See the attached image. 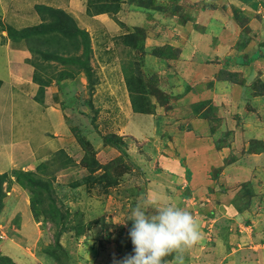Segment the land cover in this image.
<instances>
[{
  "label": "rangeland",
  "instance_id": "1",
  "mask_svg": "<svg viewBox=\"0 0 264 264\" xmlns=\"http://www.w3.org/2000/svg\"><path fill=\"white\" fill-rule=\"evenodd\" d=\"M28 1L30 2V0ZM72 1L74 0L65 1V5L60 2L58 4H61V6L66 8L69 12L70 8L66 6L71 4L75 6L79 5L78 0L74 2V4ZM88 1L89 0H83L87 10ZM197 1L199 0H194V2ZM206 1L210 0H204V2ZM36 2L41 4L42 0ZM121 2L123 10H120L117 15H115L117 23L114 18L111 17L112 13H108L113 24L111 27L105 25L107 32L102 29L104 26L102 23L96 22L100 20H95L91 23L90 30L92 32H88L91 42V53L89 58L85 57L84 47L82 45L75 53L77 56L83 58L84 61L88 60L90 72H92L93 78L97 80L95 82V89L90 87L91 82L89 75L84 67L80 68L79 73L77 76L75 75L76 77L73 80L74 83L76 81L78 87L72 83L71 79L66 80L64 84L66 87L64 88H60L59 85L53 81L50 85V89H48V87L46 88L45 97L43 98L44 110L42 111L47 113V115H50L48 112H58L57 115L51 118L47 115H45L46 118L43 115L40 117L38 114L39 111L33 109L31 112L33 116H31L30 127H25L24 135H30L32 133L34 137L43 133V130L50 126V132L47 135L50 141L48 142L47 139V142L45 141L44 143V147H48L49 150L52 148L57 151L62 148L76 159V164L56 172V179H52L54 182L53 189L56 192L54 204L62 211L70 213V222L67 224L68 231L62 235L60 234L59 239L61 245L67 251V256L65 258L61 256L63 263L65 262L64 264H115V262L121 261L125 256L130 255L118 249L116 239L126 233L129 223L127 219L136 206L133 201H135L136 198L140 199L141 197H137L140 194L143 196L145 194L148 195L151 188L152 190L154 189V191H159L162 186L164 187L167 184L166 179L160 180L159 175L156 174L150 179L148 171H158V167H167L166 163L174 158L176 150H180L179 147H181L182 144L181 142H177L179 136L177 129H179L178 127L181 124L179 122L181 120H178L176 123L171 122V117L174 114L168 112L169 116H167L165 123L156 127V114H160L163 109L161 108V104L153 98V96L150 100L152 103H155L152 107L156 112H153V115L151 113H142L137 116L141 118V115H145V119L143 120H146L140 122V128L142 130L140 134L132 129L134 122L138 121V118H136V116L134 117L138 112L135 111L132 105L125 80L122 81L118 77L122 78L121 72L124 75V67L128 69V67L133 65L137 60L146 74H151L154 70L159 71V69H163L161 73L165 75V68L168 66L166 64L157 65L158 62H155L150 55L153 51L152 47L159 43H163L160 45L168 44L164 42H168L166 39L169 38L171 39L168 45H171V43L177 45L179 43L177 39H172V35H169L170 33H167V28H165L166 31H164V33L152 35L150 39L146 37L145 43L142 45L144 48L143 50L123 43L122 37L124 35L131 33L135 27H144L143 25L146 22H148L149 28H156L158 31L160 29V16L159 13H157L155 19L146 18L148 13L142 10H134L129 0H123ZM30 5H32L31 2ZM23 6L25 7V11H28V6H26L25 3ZM32 8L30 11L33 13ZM247 13L251 17L248 35L257 42L264 40V6L260 5V12H255V14L252 9L248 8ZM257 13H260L262 18H258ZM81 14L84 18H82ZM78 15H81L78 20L80 25L84 27L87 23V16L85 15L90 14L88 11H79ZM210 20V24L217 23L214 21L213 15ZM223 23L228 27L229 22L226 17H223ZM96 24H100V26ZM174 31V37L177 33H179L180 36L184 35V32H176V29H174ZM114 34H117V36L114 37ZM105 36H107L106 40L103 39ZM116 37L121 38V40L118 39L119 41H115L114 39ZM258 38H261V40ZM109 48H112L111 51ZM104 50H108L107 53H104ZM200 57L201 56L196 54L193 56L192 60H188L193 63L196 60H201ZM0 58H2L0 62H4V58L2 56ZM182 63L184 64L180 63V66L176 64L178 70L186 68V78L190 79L192 82L194 80H202V76L206 75V73H201V78H199L193 72L195 69L197 71V66L192 67L190 66L191 63L190 65L186 63L185 67V61ZM49 64L53 66L56 71H61L67 67L58 61H51ZM29 65L32 66L31 68L35 72L36 69L30 61ZM74 68H77L76 65ZM15 69L16 66H14V70ZM178 70H176V74H180L181 71ZM20 71L21 70L17 66V72ZM23 71L25 74H31L30 71L26 73L27 68H24ZM261 73L264 79V70ZM14 74L16 73L14 72ZM258 75L257 70L253 77H256V80L259 81ZM163 79L166 80V78ZM250 82H252V80ZM162 85L167 88L168 91H171L168 82L164 81ZM174 85L176 87L172 89L177 97L170 100V106L175 105L174 108L181 110L186 108V102L185 106H177V102L182 103L183 98L181 97L182 94L178 93L183 92L185 88L182 77L177 79V84ZM34 89L36 90L33 91V94L37 95L39 87L36 83H34ZM63 90L67 91L66 97ZM70 90L79 93L78 95H80V98L79 100L77 99L79 105L76 99H71L73 95H69ZM64 101H67V103L70 101V104L68 103V108L62 111L61 107L63 105L61 106V104ZM88 101H91L94 108ZM254 103L257 104L255 106L253 105V107H255L253 110L257 113H261L262 108H264V102L259 99ZM8 106H11V103H8ZM23 108L24 106L18 107L15 113L21 112L20 109ZM74 108H77V110L73 112ZM5 110L6 109H0V143L9 142L16 134V129L12 130L10 128L11 124L1 122L5 121L6 114L11 113ZM46 110L49 111L47 112ZM241 113H243V111ZM213 116L212 114V117ZM259 116L261 117V119H259L260 122L264 121V114H259ZM195 120H197V118ZM202 121L204 122V119H200V124L197 123L193 125L196 127V134L192 135V137L191 133L190 135L188 134V136H184L186 141L206 136L205 129L208 125L203 124ZM183 123L184 122H182V124ZM55 124L56 128L54 129ZM13 125L19 129V124H17L14 118ZM126 126H128V128L123 129V127ZM23 129L21 125V131ZM155 129L157 133L153 132ZM187 131L189 130L187 129ZM259 131L261 133H254L253 135L248 133V139L251 137L264 138V131ZM122 132L124 133L122 135L124 137V150L122 149L121 151L103 142V136L105 134L116 133L121 135ZM243 132L246 133L245 130L242 131L239 128L223 129L222 134L219 133L218 136H215L216 138L211 135V139L216 146L212 147L218 148L219 150H217L222 153L224 150L222 149L223 147L229 149L232 147V143H235L234 157L236 158V156H238L237 160L239 161L236 165L237 167L244 166L245 168H247L246 164L250 165L252 167L249 168L250 172H254L251 175V179H247L246 174H240L236 171V173L229 172L228 175L224 177V180L218 179V181L213 184L215 187L212 189L211 187L206 188L205 186H201L193 192L189 186V182H186V186H188L186 194V190L182 191V188H180V192H182L180 195L178 193L177 198L181 197L184 202L183 206H180V208L188 210L196 217L200 223L203 237L200 243L185 253L184 263L186 264H264V175L260 176L257 174L264 170V151L259 154L260 158H258V162L257 159H255V162L249 163L245 158L249 155H244L242 148L243 140L239 137L240 133ZM216 133V130L212 132V134ZM78 135L82 136L84 141L87 142L88 140L89 149L86 146H84L83 149V144L78 138ZM247 142L248 145H245V149H249L250 146V141ZM189 145L194 146V143L187 142L186 151H188ZM86 148L93 152L95 158L99 159L101 163L105 164L109 161L114 162L116 164L114 173L123 172V175H120L119 179L117 177L119 180L118 185L111 186L108 191L99 183L94 184L91 189L85 184L74 186L76 181H81L83 177L89 173L81 163V158ZM8 150L5 144L0 146V165H3L6 170L10 168ZM39 153L45 154L47 150L42 149ZM52 155L48 156L49 159L52 158ZM187 156L186 153V156L179 158L187 159ZM253 156L256 157V155ZM4 159L6 162H2ZM195 160H201L199 153L196 155ZM224 162H226V160ZM33 163L34 162L30 163V161L25 162V169L27 170L34 167L33 170H36L39 163L35 165ZM183 163H185V160ZM140 165L142 170L139 169ZM55 167L56 166H48L41 175L45 178L52 175L51 173L55 172L53 170ZM214 169L219 168L216 165V167L212 168V172ZM189 170L191 169L189 168ZM117 173L115 175H117ZM209 174L211 175V171H209ZM114 178H116V176ZM144 181L150 182L147 186H144L146 183ZM245 183L251 184L253 190V196H251V198H247L248 194L246 192L247 187ZM170 187L175 189L172 184H170ZM4 188L7 191V195L3 199V206L0 210V221H3V228L1 229L5 231H3V237L0 236V253L3 256L12 258V260L18 264H62L58 262L57 259H54L53 256H49L50 258H48L45 253L47 248H53L51 246L56 241V233H58L59 228L55 227L51 220L46 219L45 215H36L35 210H33L34 208H32L33 203L30 200L28 191L22 188V186L14 180L13 176L4 184ZM64 195H66V197H64ZM237 199L239 205L242 207L248 204L243 212L238 211L234 204ZM18 202H22L20 206L17 204ZM167 202L169 201L164 199L162 203ZM47 203H51V201L48 200ZM211 212L213 215L209 214ZM97 219H106L105 223H107V225L104 227L100 223L95 225L94 221H97ZM23 221H25L24 224ZM79 222H81V225L72 229V226ZM114 223L117 224V227L113 226ZM92 225L93 227H91ZM80 226L83 232L81 236L77 234V229ZM120 226L123 228H120ZM256 245H258V247H256ZM95 249L96 253L92 251H95ZM106 252L110 253L109 255L112 256L111 259L104 254ZM258 253H262L263 255L260 260L255 259L257 258L255 254ZM247 258H249V261ZM49 259L50 261H48Z\"/></svg>",
  "mask_w": 264,
  "mask_h": 264
},
{
  "label": "crops",
  "instance_id": "2",
  "mask_svg": "<svg viewBox=\"0 0 264 264\" xmlns=\"http://www.w3.org/2000/svg\"><path fill=\"white\" fill-rule=\"evenodd\" d=\"M36 1L39 0H30L32 4L30 5V2L28 0H0V57L2 56L4 58V62H0V80H1L0 109L2 110L6 109L5 111L11 112L9 114H6L5 121H1V122H5V124L7 123L11 124L10 128L12 130L16 129V134L13 136V138H11L9 142L0 143V146L2 144H5V147L9 149L8 156L10 160L9 161L10 168L8 170H6L3 167V165H0V174L4 172L10 173L14 169H21V168L25 169L26 166L24 163L27 161H30V163L34 162L33 163L34 165L38 163L40 164L46 160H49L48 156H51L52 154L57 152V150H54L52 148H50L49 150L48 147L46 148L44 147V143L45 141L47 142L48 139L47 135L50 132L49 131L50 126L44 129L43 133L38 134L37 136L33 137L32 133L30 135H24L25 127H30L31 116H33L31 115V112L33 111V109L39 111L38 114L40 117L42 115L45 117L47 113L42 111L44 110L43 103H40L36 99H34L36 95L33 94V91L36 90L34 89L35 82L33 80L34 70L31 68L32 66L29 65V59L31 58V53L28 50V48L25 46V44L23 43L16 44L15 42H13L8 36V31H7V27L9 26H12L17 29H21L30 26H35L41 23V16L35 10V5L40 3H37ZM65 1L67 2L68 0H42L41 4H46L48 6L55 8H62L65 11H67V9L63 8L61 4H58L60 2L65 5L64 3ZM76 1L77 0H74L72 1V3L74 4V2ZM197 2H199L201 6L205 5L206 7L198 11L195 20L188 19L186 20V22H182L180 21L179 17L176 15L173 16L163 15L159 13L160 29L158 31L156 28L154 29L149 28L148 22L144 23L143 28L146 31L145 35L146 37H148V39H150L152 35H157V34L159 35L161 33H164V31H166L165 28H167L168 30L167 33L168 34L170 33L169 35L170 36L172 35L171 36L172 39L174 38L177 39L179 43L177 45L171 43L172 47L177 48L180 51V55L177 56L176 58L166 59L161 56L154 55L153 51L152 53H150L153 60H155V62H158L157 65L166 64L168 66L167 68H165L166 69L165 75H162L161 73L163 69L160 70L159 68H158L159 71L154 70L152 72V74L158 75L159 84H160L159 87L163 89V91H165L166 93L168 94L170 93V97L171 99H173L174 97L177 96L176 93L173 92L172 88L176 87L174 84H177V79L182 77L183 83L185 84V88L183 89L184 90L183 92L178 93V94H182L181 96L183 97L182 103L179 102L177 103L185 106V102L186 104H192L196 101L197 102L202 101L206 105L205 109L212 107L213 109L216 110L215 111L216 116L213 117L218 118L219 121L216 122L210 118L208 119L201 117L200 118L192 117L189 120V124L192 125V128L189 129V131H187V129L184 128L182 130V133H179L177 142L182 143L181 147H179L180 150H176V154L174 158H172L171 160H169L168 163H166L167 167L164 168L158 167V171H154V170L152 171L150 170L151 172L148 171V175L150 179H152L151 177H153L154 174H156L159 175L160 180L166 179L167 184L164 187L162 186L163 188L161 187L159 191L157 190L154 191V189L152 190L151 188L148 195L145 194L143 196L142 194H140L137 197H141V198L140 199L136 198L135 201H133L135 204H137V202L141 200L143 197L147 196V197L158 198L161 200V202H163V200L165 199L171 202L172 204H177V206L182 207L184 204L183 199H181V197L177 198V196L178 193L180 195V193L185 190H186L185 194L187 193L188 186H186V182H189V186L191 190L195 192V189H198L201 186H205L206 188L211 187L212 189L213 187H215L213 184L216 181H218V179L224 180L225 179L224 177L228 175L229 172L236 173L237 171L240 174H246L247 179H251V175L254 172L252 173L250 172L249 168H252L250 165L246 164L247 168H245L244 166L237 167L236 165V163L239 161L237 160L238 156H236V158L234 157L235 143H232V147H230L229 149L223 147L222 149L224 150L222 151V153L218 151L219 150L218 148L217 150L216 148L212 147L215 145L213 140L211 139L212 138L211 135L213 137L218 136L219 133L222 134L223 129L239 128L242 131L245 130L246 133L244 132L240 133L239 137L240 139L243 140L242 148L244 155H249L245 157L249 163L255 162V159H257L258 162V158H260L259 154H261V152L260 153L247 152L248 149H245V145H248L247 141H250L251 139L262 140L264 146V138L251 137L248 139L247 136L248 133L250 135H253L254 133L255 134L261 133L259 130L264 131V121L260 122L259 120L261 119L259 114H264V108H262L261 113H257L256 111L253 110L255 109L253 105L255 106L257 104L254 103L255 101L261 99L264 102V81H263L264 79L261 73L264 70V44L262 46H259L260 44L264 43V40H262L261 42L251 40L248 44H242L241 36L242 34H244L243 31L244 29L241 26H239V24L237 23L236 20H234V18H232L233 12L231 8H225L223 6L224 3H230V4L235 3L238 6L239 3L237 0H210L206 2H204V0H199ZM24 3L26 4V6H28L27 9L28 11H25V7L23 6ZM78 3H79L78 6L71 4L66 7L70 8V11L67 12L74 17L78 26L81 29H85L87 32H90L91 23L95 20H100L96 22L97 23L100 22L104 25L102 28L103 30H106L105 25H107V27L112 26L113 23L111 21V18L109 17L110 15H108V13H105L98 15H85L87 16V23L85 24L84 27H82L78 21L82 14L78 15V12L79 11L87 12V7H85L83 0H78ZM31 8L33 13L30 11ZM257 12H260V8L258 9ZM212 15L214 21H216L217 23L210 24L211 22L210 19ZM156 16L157 13L154 15V17L147 16L146 18L155 19ZM223 17H226L228 19L229 22L228 27L224 25ZM82 18H84L83 15ZM250 24L251 23L249 22V25ZM96 25L100 26V24H96ZM174 29H176V32H180V31L184 32V35L180 36L179 33H177L174 37L175 34ZM115 36H117V34H114V37ZM103 39L106 40L107 36H105ZM118 39L121 40V38L119 37L118 38L116 37L114 40L119 41ZM170 39L171 38L166 39L168 42H164V43L169 44ZM258 39L261 40V38ZM160 44L163 43L156 44L152 48L154 49L158 46H161ZM255 47H257L256 50H252ZM111 49L109 48L110 51ZM258 49H262V50H258ZM249 50L252 51L251 54L252 57L250 58L251 59L250 63L249 64L241 63L240 56L245 52L244 57L246 58L247 57L246 52H250ZM107 51L108 50H104L103 52L107 53ZM196 54L201 56L200 57L201 60L195 59L196 61L191 63L188 59L192 60L193 56ZM183 61H185V67H186V63L188 65H190L191 63L190 66L192 67L197 66V71L196 69L193 71L197 75V77L201 78V73L202 74L206 73V75L202 76V80H194L192 82L190 79L186 78V73H187L186 68H184L183 70H178V66H180V63L184 64L182 63ZM2 63H3V68H2ZM14 66H16L15 70H14ZM17 66L21 70L20 72H17ZM24 68H27L26 73H29L30 71L31 74L30 75L25 74L23 71ZM176 70L181 71L180 74H176ZM221 70H227L228 72H238L240 74V78H244L245 82L243 84L242 83L240 84L230 80H224V79L219 80L216 78V74ZM257 70L259 74L258 75L259 82L261 81L263 85L259 86V92L257 94H252L254 92L253 83L256 81V77H253V75L257 72ZM14 72L18 75L14 74ZM123 72L124 75L121 72L122 78L121 77L118 78L122 81L125 80L126 82L125 67ZM163 78H166V80H164ZM251 80L252 82H250ZM164 81L168 82L169 86L171 87V91H168V89L162 85ZM48 89H50V86H48ZM8 103H11V106H8ZM20 106H24V108L20 109L21 112L15 113L16 109ZM161 108L163 109V111H161L160 114H156V119H155L156 127L161 126V124H164L165 120L167 119V116H165L167 112L163 107ZM184 109L185 108L181 109L180 111L181 114H176L177 120H181L182 122L186 121V117H184L186 115ZM46 111L48 112L49 110ZM240 111L241 112L243 111V113H241ZM48 113H50V115L48 114L47 116L51 118L56 116L58 112L56 113L48 112ZM139 114L142 113L135 114L134 117L136 116V118H138L137 116ZM144 116L145 115L143 116L141 115L140 116L141 118H138L137 119L138 121L134 122V125H132V129L139 132V134L142 132L140 128V122L146 121L143 120L145 119ZM13 118L17 122V124H19V129L13 125ZM196 118L197 120H195ZM200 119H204V122L202 121V123L208 125L206 126L205 129L206 136L199 139L196 138L195 136L196 139L186 141V138H184V136H188V134L190 135L191 133V137H192V135L196 134V130H195L196 127H194L193 125L199 123ZM21 125L22 128H24L22 131H21ZM213 127L217 131L216 134H212ZM55 128H56V124L54 125V129ZM126 128H128V126L123 127V129ZM153 132L157 133V130L155 129ZM123 134L124 133L122 132L121 135ZM175 137L172 138L176 139ZM49 141L50 138L48 139V142ZM187 142L194 143V146L192 145L188 146V151H186ZM42 149H46L47 153L40 154L39 152ZM186 153L189 157L187 156V159H181L184 156H186ZM198 153H199V157H201V160L196 161L195 158ZM253 155H256V157H254ZM184 160L185 163H183ZM225 160H227V162H224ZM2 162H6V160L4 159L2 160ZM216 165L219 168L218 169L219 174H217L218 176H214L212 172V168L216 167ZM189 168L191 170H189ZM33 169L34 167L27 170H33ZM209 171H211V175L209 174ZM257 174H259L260 176L264 175V170L258 172ZM147 181H144L146 182L144 186H147L148 183L150 182ZM170 184H172V186H174L175 189L171 188ZM180 188H182L181 192H180ZM21 203L22 202L20 203L18 202L17 204H19L20 206ZM24 222L25 221H23V224ZM1 228H3V221H0V236H3L2 234H4L3 231L5 230ZM256 247H258V245H256ZM255 256H257V258L255 259L258 260H260V258L263 257L262 253L255 254ZM247 259L249 261V258Z\"/></svg>",
  "mask_w": 264,
  "mask_h": 264
},
{
  "label": "trees",
  "instance_id": "3",
  "mask_svg": "<svg viewBox=\"0 0 264 264\" xmlns=\"http://www.w3.org/2000/svg\"><path fill=\"white\" fill-rule=\"evenodd\" d=\"M121 1L123 0H89L87 11L90 15L112 13V16L116 20L117 18L115 15H117L120 10H123ZM237 1L239 3L238 6L235 3H224L223 6L225 8H231L232 12L234 13H232V18H234L239 26L244 29V34H242L241 36L242 44H248L253 39L248 35L250 26L249 22L251 17L250 15H248L247 9H252L255 14V12H257L260 8V5L264 6V0ZM129 3L131 7L134 8V10H142L143 12L148 13V16L150 17H154L156 13L172 16L176 15L182 22H186V20L188 19L195 20L198 11L206 7L205 5L201 6L199 2H194V0H129ZM35 10L41 16L40 24L21 29L14 28L12 26L7 27L10 39L16 44H25V46L31 52V58L29 59V61L36 69L34 72L33 80L39 85L38 93L35 99L40 103H44L43 98L45 97L46 88L50 86L53 81H55L60 88L66 87V85L64 86V84L68 79H71L72 83L76 85V81L74 83L73 80L82 67L86 69L89 75V79L91 82L90 87L92 89H95V82L97 80L93 78L92 72H90L91 70L88 67V60L84 61L83 58L75 54L82 45L84 47L85 57L89 58L91 53L89 33L85 29H81L74 17L62 8H55L46 4H36ZM257 17L262 18V15L260 13H257ZM145 33L146 31L143 27H135L131 33H127L122 37V39L123 42L126 43V45L134 46L140 48V50H143L144 48L142 45L145 43L146 39ZM263 44L264 43L260 44L259 46H262ZM256 48L257 47L252 50H256ZM249 51L250 52H246V58L244 57L245 52L240 56L241 63H250L252 51ZM179 53V49L174 48L171 45H161L153 49L154 55L161 56L166 59L176 58L180 55ZM51 61H58L59 63H63L67 67L61 71H56L53 66L49 64L51 63ZM75 65L77 68H74ZM216 78L219 80H230L240 84H243L245 82L244 78H240V74L238 72H228L227 70H221L220 72H218L216 74ZM125 79L127 90L136 112H155L152 107L155 103H152L150 100L153 96V98H155L161 104V107L165 108V111L167 112L165 116H169L168 112H170L171 114H174L172 115L171 121L173 123H176L178 121L176 118V114H181V110H178V108H174L175 105L170 106L171 97L168 93H166L159 87L160 84L157 74H146L140 67V64L137 60L133 65L128 67V69H125ZM262 85V82L256 80L253 83L254 92L252 94H257L259 92V86ZM63 93L66 97L67 91L63 90ZM70 94L73 95L71 99H76V102L79 105V93L70 90L69 95ZM68 103L70 104V101H68ZM68 103L67 101H64L61 104V106L63 105L62 107H64H61L62 111L68 108ZM88 103L92 105L91 101H88ZM177 105L183 106L178 103ZM92 107L94 108L93 105ZM205 107L206 105L202 101H196L192 104H186V108L184 109L186 114L184 117H186V121H184L183 124L182 121L179 122L181 124L178 127V132L182 133V130L184 128L188 130L192 128V125L189 124V120L192 117H201L208 119L210 118L218 122V118L212 117V114L216 116V110L212 107L205 109ZM74 110H77V108H74L73 112ZM212 129L213 131H215L214 127ZM78 138L83 144V149L84 146L88 148V140L87 142L84 141L82 136L79 135ZM103 142L110 144L121 151L122 149L124 150V137L122 135H118L116 133L105 134L103 136ZM87 148L84 150V155H82L81 163L89 173L88 175L83 177L81 181H76L74 183V186L85 184L91 189L94 184L99 183L106 191H108L111 186L118 185V179L120 175H123V172H116L117 175H115L116 173H114V171L116 169V164L114 162L109 161L105 164L101 163L99 159L95 158L93 152H91L90 150H88L89 148ZM263 148L264 146L262 140L251 139L250 146L247 151L249 153H260L262 152V150H264ZM73 164H76V159L70 156L66 151H64V149H60L53 154L51 159L40 163L37 166L36 170L14 169L10 172L12 174H10L9 172L0 174V210L3 206V199L7 195L4 184L7 183V181L13 176L14 180L17 181L22 186V188L28 191L30 200L33 203L32 208H34L33 210H35L36 215H45L46 219L51 220L55 227L59 228L58 233H56V241L51 246L54 249L47 248L45 250V253L48 258H50L49 256H53L54 259H57L58 262L62 264H64L65 262L63 263V259L61 258V256L65 258L67 256V251L61 245L59 239L60 234L62 235L63 233L68 231L67 224L68 222H70V213H68L67 211H62L58 206L54 204L56 192L53 189L54 182L52 181V179H56V172H59L69 166H73ZM48 166H56L53 169L55 172L51 173L52 175H49L45 178L41 175V173H43L44 169H47ZM139 169L142 170V167L140 166ZM115 176L116 178H114ZM245 186L247 187V198H251V196H253L251 184L245 183ZM64 197H66V195H64ZM48 200H50L51 203H47ZM234 204L240 212H243L248 205L247 204L245 207L240 206L238 199L235 200ZM209 214L212 215V213ZM105 220L106 219H97V221H94V224L96 225L100 223L104 227L107 225V223H105ZM79 225H81V222L73 225L72 229L77 228ZM132 225L133 221L129 220L125 235H121V237L119 236L116 239V242L118 243V249L123 250V252L125 251L130 255L134 254L133 244L128 234L129 229H131ZM113 226L117 227V224L114 223ZM91 227H93V225ZM120 228L123 227L120 226ZM77 232V234H80V236L83 234L81 226L77 229ZM92 251L96 253V249L95 251ZM104 254H106V256L111 259L112 256L109 255L110 253L106 252ZM2 256L3 255L0 253V264H18L15 263L12 258L8 256ZM166 259L170 261L172 257L170 256ZM48 261H50V259Z\"/></svg>",
  "mask_w": 264,
  "mask_h": 264
},
{
  "label": "clouds",
  "instance_id": "4",
  "mask_svg": "<svg viewBox=\"0 0 264 264\" xmlns=\"http://www.w3.org/2000/svg\"><path fill=\"white\" fill-rule=\"evenodd\" d=\"M127 220L133 221L128 234L134 254L115 264H184L185 253L203 238L191 212L158 198L143 197Z\"/></svg>",
  "mask_w": 264,
  "mask_h": 264
},
{
  "label": "water",
  "instance_id": "5",
  "mask_svg": "<svg viewBox=\"0 0 264 264\" xmlns=\"http://www.w3.org/2000/svg\"><path fill=\"white\" fill-rule=\"evenodd\" d=\"M213 174H214L215 176H217V174H218V169H214V170H213Z\"/></svg>",
  "mask_w": 264,
  "mask_h": 264
}]
</instances>
